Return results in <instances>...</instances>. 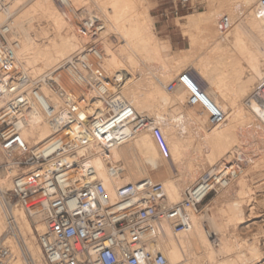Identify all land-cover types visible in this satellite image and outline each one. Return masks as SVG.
<instances>
[{"label":"bare ground","instance_id":"6f19581e","mask_svg":"<svg viewBox=\"0 0 264 264\" xmlns=\"http://www.w3.org/2000/svg\"><path fill=\"white\" fill-rule=\"evenodd\" d=\"M261 1L206 0V10L186 16L183 24L185 35L192 44L199 43V50H180L171 56L169 39L156 35L149 0H69L82 11L79 17L60 10L54 0H13L9 11L0 13V25L9 20V38L18 45L16 55L29 79L24 83L29 106L21 136L30 148L49 140L59 125L70 120L69 115L58 116L67 99L44 78L62 69L88 44L100 43L114 99H100L93 90L83 97L82 90L70 84L68 89L79 98L75 104L89 105L95 115L128 106L149 125L128 138L103 144L86 131L87 142L65 161L78 165L81 172L91 171L85 181L101 182L112 202L121 186L147 179L162 184L164 207L181 203L199 177L230 174V186L218 190L202 213H191L190 231H179L165 218L158 220V234L148 250L164 255L169 264H264L258 236L248 240L242 234L254 227L264 231L260 205L249 201L252 175L264 166V17L257 16ZM225 14L230 28L221 34L219 24ZM82 19L98 23L96 39L81 33ZM184 70H190L212 107L221 112L217 123L202 99L192 101L194 93L181 76ZM120 78L118 86L114 81ZM36 82L56 117L48 118L31 97ZM10 95L4 90L1 100H9ZM129 131L125 126L116 133ZM246 145L253 152H246ZM3 154L0 165L2 159L8 165L0 171V238L8 227L1 200H7L19 174L21 155L17 150ZM219 161L224 163L218 169ZM12 213L18 231L16 238L6 240L13 253L11 264H44L36 236L46 230L44 217L30 218L20 205Z\"/></svg>","mask_w":264,"mask_h":264},{"label":"built area","instance_id":"2783aa9c","mask_svg":"<svg viewBox=\"0 0 264 264\" xmlns=\"http://www.w3.org/2000/svg\"><path fill=\"white\" fill-rule=\"evenodd\" d=\"M12 1L0 0V13L8 12ZM54 1L74 17L82 14L69 0ZM189 3L190 0L181 1L182 7ZM257 16L264 17V0ZM229 28L228 19H222L221 34ZM81 33L94 40L100 27L92 20L82 19ZM9 35L7 20L0 25V149L7 154L19 151L18 165L30 170L13 178L7 200H1L8 227L0 238V264H11L13 260L6 240L17 236L18 226L12 213L16 205L24 208L30 218L44 217L46 230L39 236V243L47 264H169L164 255L148 250L157 237L158 220L165 218L179 231H190L191 213H197L218 190L228 188L230 174L221 171L202 177L185 191L181 203L171 207H164L163 185L149 179L117 188L116 201H110L101 182L85 181L91 171L81 172L78 165L66 162L65 158L87 142L83 137L86 131L97 143H112L146 129L148 120L128 106L95 115L89 105L75 104L79 98L68 89L70 84L81 89L83 97L93 90L100 99H114L109 91L112 80L103 66L104 54L98 44L91 43L62 69L44 78L67 99L66 108L58 116L63 119L69 115L70 120L59 125L58 132L49 140L30 148L21 136L29 106L24 83L29 79L16 55L18 45ZM114 82L120 86L122 79ZM39 84L35 83L31 97L52 119L57 113L40 93ZM4 90L10 92L9 100H1ZM125 126L130 128L129 134L117 135L116 130Z\"/></svg>","mask_w":264,"mask_h":264},{"label":"rangeland","instance_id":"374dc122","mask_svg":"<svg viewBox=\"0 0 264 264\" xmlns=\"http://www.w3.org/2000/svg\"><path fill=\"white\" fill-rule=\"evenodd\" d=\"M149 1L152 4L150 14L154 18L156 35L158 37H167L164 35H171L173 43H177L176 45H174V44L172 45L170 38L167 37L171 43L170 49H172V51H169V49H168L167 55L169 53H170L169 56L178 55L180 53V50H185V51L195 50V53H196V48L199 47L198 46L199 43L197 42L198 44L195 43V45L192 44V42L190 41L191 39H190V36L188 35V33H187V35H185L186 33H184V32H187V31L186 30L184 31L183 26L186 25L185 24L186 23V19H185L186 16L190 15L191 13L202 12V11L206 10V7H207L206 0H190L191 3L187 4L185 7H182V5H181L182 0H149ZM260 1L261 0H259L258 3H260ZM176 7L178 9L177 13H176ZM225 18L229 19L227 14H225L223 16V19H225ZM185 28H187V26ZM98 44H99L98 46L100 48H102L100 43H98ZM193 46H194V48H193ZM197 50H199V48H197ZM185 72H186V74H185ZM183 74L187 75L188 77L184 76ZM181 76L183 77V80L188 85V87L192 90V93L195 94V96H194V94L192 96V101H194L195 99H198V98L202 99L212 109V111H213V118L212 119H213L214 123H217L220 120L221 112L217 111L216 109H214L212 107L211 102L208 100V98L201 91L199 85L197 84L196 78H193L191 76L190 70H187V71L184 70L182 72ZM248 140L250 141V138ZM244 144H246V142H244ZM245 148H246V150H245ZM251 149L252 148L250 145L247 147H244V150L246 152L252 151ZM0 151H1L0 157L5 159V155L3 154L1 149H0ZM4 159H2L3 164L0 165V171H4L8 165L7 162L4 161ZM223 163H224V161H219V162H217L215 167L219 169ZM25 169L26 168L20 167L19 174L25 173ZM208 174L209 173H207L206 175H208ZM206 175H204V176H206ZM204 176H201V177H204ZM201 177H199L197 179V181H199L201 179ZM197 181H196V183H197ZM251 183H252V192L250 193L251 197L249 195V197H250L249 201H251V203H252V201L253 202L255 201L256 202L255 204H257L258 206L260 205L258 208L259 212H260L259 215H261L263 217L262 219L264 220V166L261 167V169L257 170L255 173H253ZM235 190L236 189H234V191ZM216 195H217V193L212 195L210 197V199L203 206H201L199 208L197 213H202L205 209L204 207ZM210 213H212V212H210ZM258 231H260V233H258ZM242 234L244 236L248 237L247 238L248 240H253V238L255 236L256 237L258 236V238H257L258 244L262 248H264V231H263V229L259 230L258 228L254 227V228H251L250 230H248L246 232H243ZM36 236H37V239L39 242L38 232H36ZM43 263L46 264L44 261V258H43Z\"/></svg>","mask_w":264,"mask_h":264},{"label":"crops","instance_id":"0c3cea01","mask_svg":"<svg viewBox=\"0 0 264 264\" xmlns=\"http://www.w3.org/2000/svg\"><path fill=\"white\" fill-rule=\"evenodd\" d=\"M164 36H167V37H169L170 38V40H171V42H172V45L174 44V45H176L177 43H173V41H172V36L171 35H164Z\"/></svg>","mask_w":264,"mask_h":264}]
</instances>
